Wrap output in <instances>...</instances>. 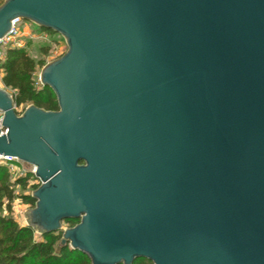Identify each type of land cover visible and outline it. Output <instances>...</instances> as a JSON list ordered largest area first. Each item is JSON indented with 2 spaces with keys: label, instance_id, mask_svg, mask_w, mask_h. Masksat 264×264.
<instances>
[{
  "label": "water",
  "instance_id": "1",
  "mask_svg": "<svg viewBox=\"0 0 264 264\" xmlns=\"http://www.w3.org/2000/svg\"><path fill=\"white\" fill-rule=\"evenodd\" d=\"M16 19L67 47L57 112L0 87L26 227L91 264H264V0H6L0 41Z\"/></svg>",
  "mask_w": 264,
  "mask_h": 264
},
{
  "label": "trees",
  "instance_id": "2",
  "mask_svg": "<svg viewBox=\"0 0 264 264\" xmlns=\"http://www.w3.org/2000/svg\"><path fill=\"white\" fill-rule=\"evenodd\" d=\"M6 0H0V6ZM47 34L52 32L45 31ZM43 56L48 55L49 48L42 49ZM45 59L36 61L22 48H7L0 59L1 84L6 91L13 93L14 104L24 110L35 106L48 112L59 110L56 97L48 87L37 86L39 75L46 65ZM12 174L6 167H0V264H91L88 257L73 251L69 245L61 246L62 232L37 237L35 232L20 226L12 216V205L21 198L25 204L34 208L31 196H18L14 189L19 187L24 193L28 188V177H19L11 181ZM40 185L34 186L36 190ZM6 212V215L3 213ZM79 221H65L70 228ZM141 260L135 264H149Z\"/></svg>",
  "mask_w": 264,
  "mask_h": 264
},
{
  "label": "rangeland",
  "instance_id": "3",
  "mask_svg": "<svg viewBox=\"0 0 264 264\" xmlns=\"http://www.w3.org/2000/svg\"><path fill=\"white\" fill-rule=\"evenodd\" d=\"M17 28L21 35V38L19 40H15L10 46L5 45L6 43H1L0 59L4 57L7 48L10 47L25 49L30 57H32L36 61L40 59H45L47 64L59 59L67 51L65 41L61 36L57 34H47L44 30H41L39 27H37L31 22L22 20V22L18 25ZM46 47L49 48V52L48 55L43 56L42 49ZM1 78L2 73H0V87L2 89H5L1 84ZM8 93L10 92L8 91ZM23 170L29 172L32 170V168L29 165H24ZM10 172L12 174V182H15V179L19 177H28V175L22 174V170L20 172ZM37 185H40V183L30 178L28 180V188L24 193L20 190L19 187H15L14 191L18 196H29L32 194L33 191H35L33 190V188ZM29 209H31V206L25 204V202L21 198H18L14 201L12 205V216L19 223L20 226H26L25 212H27ZM3 214L6 215V212H4ZM62 228L64 230L70 227L66 224H63ZM37 237L40 238L39 235H37Z\"/></svg>",
  "mask_w": 264,
  "mask_h": 264
},
{
  "label": "built area",
  "instance_id": "4",
  "mask_svg": "<svg viewBox=\"0 0 264 264\" xmlns=\"http://www.w3.org/2000/svg\"><path fill=\"white\" fill-rule=\"evenodd\" d=\"M21 22H22L21 19H16V20L12 21V28H11L10 33L8 34V36L5 39L0 41V44L6 43L5 45L10 46V45H12V43L15 40H17V39L19 40L21 38V35H20L18 28H17ZM36 85L38 87L42 86L40 80H38ZM9 94L11 95V97L14 101L13 93H9ZM14 109L18 115H20L23 112L22 108H17L15 104H14ZM2 118H3V114L0 112V131H1V134H5V131L2 128ZM24 165H27V164L20 162L16 158L6 157L3 155H0V167H6L10 171H13V172H20L22 170L23 175H30V178H32L36 182L40 183V181L35 177V168L30 166L32 168V170L29 172H26L25 170H23Z\"/></svg>",
  "mask_w": 264,
  "mask_h": 264
}]
</instances>
